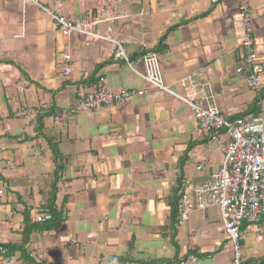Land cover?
<instances>
[{
	"label": "crops",
	"instance_id": "crops-1",
	"mask_svg": "<svg viewBox=\"0 0 264 264\" xmlns=\"http://www.w3.org/2000/svg\"><path fill=\"white\" fill-rule=\"evenodd\" d=\"M38 4L78 18L97 0H0V246L7 249L0 264H233L232 250L221 248L217 206L177 224L180 178L203 182L222 165L223 152L172 92L216 106L228 119L258 111L256 92L236 71L239 0L122 1L112 36L135 38L125 49L138 70L143 50L164 38L158 60L170 91L114 60L110 42L79 33L64 38ZM250 4L264 65V0ZM65 53L69 76L62 71ZM99 77L113 90L143 94L72 113L78 93ZM261 78L264 92V70ZM20 107L32 109L28 122L15 115ZM194 154L209 165L198 171ZM54 185L63 220L50 229L35 217L49 209ZM30 226L37 227L25 241ZM242 232L240 264H264L263 229L243 223Z\"/></svg>",
	"mask_w": 264,
	"mask_h": 264
},
{
	"label": "built area",
	"instance_id": "built-area-1",
	"mask_svg": "<svg viewBox=\"0 0 264 264\" xmlns=\"http://www.w3.org/2000/svg\"><path fill=\"white\" fill-rule=\"evenodd\" d=\"M122 1L97 0V5L92 11L78 18L64 15L59 7L53 9L38 5L42 11L50 15L54 28L58 29L64 38L69 39L73 34L79 33L108 41L113 46L114 60L124 61L134 74L149 85L170 91L163 82L157 54L143 53L141 55L143 69L138 70L132 65L125 49V44L135 42V38L129 36L120 39L112 36L113 24L122 16L119 11ZM238 12L243 27V38L242 62L236 71L244 74L246 85L256 92L258 112L249 117L228 119L216 106H203L193 95L171 91L190 108L198 129L216 140L223 152L222 165L210 173L203 182L194 183L188 177L180 178L176 200L177 224L187 220L194 211L217 206L225 235L221 248L224 251L232 250L233 264H240L243 223L257 224L264 231V94L261 78L264 65L255 52L254 14L250 0H239ZM100 25L104 27L102 31L97 28ZM62 59V71L66 76L71 71L70 55L65 53ZM186 80V78L181 80L183 87L186 86ZM142 94L143 91L136 88L113 90L107 86L103 77H99L88 87L86 93H78L70 111L96 112L102 107H113ZM31 114V108L20 107L15 115L28 122ZM193 157L198 171L209 165L206 157H198L196 154ZM51 218L50 213L42 212L36 215L35 221L44 223ZM6 256L7 249L0 246V259ZM188 259L195 261L197 256L193 254Z\"/></svg>",
	"mask_w": 264,
	"mask_h": 264
},
{
	"label": "trees",
	"instance_id": "trees-1",
	"mask_svg": "<svg viewBox=\"0 0 264 264\" xmlns=\"http://www.w3.org/2000/svg\"><path fill=\"white\" fill-rule=\"evenodd\" d=\"M163 40H164V38H161L160 40H159V42L157 43V45L154 47V49H144L143 50V52H142V54L143 53H145V52H152V53H155V54H157L158 55V52L159 51H162L163 50V48L165 47V45H164V42H163ZM141 54V55H142ZM263 89V88H262ZM262 94H264V92L262 91ZM257 102H258V99H257ZM259 110V109H258ZM258 112V111H257ZM256 112V113H257ZM238 117H241V116H238ZM243 117V116H242ZM55 190H56V187H55V185L53 186V195L51 196V199H50V201H49V205H48V210H46V211H43V213H50L51 214V216H52V218L49 220V221H46L47 223H45L46 225L45 226H43V227H47V228H56V227H58L60 224H61V222H62V216L60 215V213H58V212H56V209L54 208V198H55V195H54V192H55ZM174 210L176 211V203H174ZM37 226H30V227H28V228H26L25 230H24V240L25 241H27L28 239H29V235H30V233H31V231L34 229V228H36ZM21 246H24V244L23 245H21Z\"/></svg>",
	"mask_w": 264,
	"mask_h": 264
},
{
	"label": "rangeland",
	"instance_id": "rangeland-1",
	"mask_svg": "<svg viewBox=\"0 0 264 264\" xmlns=\"http://www.w3.org/2000/svg\"><path fill=\"white\" fill-rule=\"evenodd\" d=\"M44 12V11H43ZM46 13V12H45ZM70 74V73H69ZM69 74L68 75H66V76H69Z\"/></svg>",
	"mask_w": 264,
	"mask_h": 264
}]
</instances>
